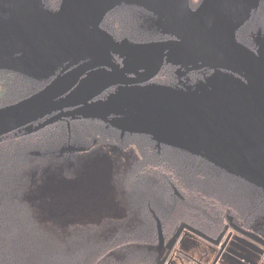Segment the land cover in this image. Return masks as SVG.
Masks as SVG:
<instances>
[{"label": "trees", "instance_id": "16d2710c", "mask_svg": "<svg viewBox=\"0 0 264 264\" xmlns=\"http://www.w3.org/2000/svg\"><path fill=\"white\" fill-rule=\"evenodd\" d=\"M187 2L191 12L203 0ZM261 15L263 26L253 25ZM155 20L143 7L122 2L104 13L97 28L116 43L140 45L168 39ZM235 40L251 51L264 47V0H256L249 8L248 17L235 28ZM52 82L0 69V108ZM57 113L50 111L0 132V264H161L166 256V262L174 256V248L168 253L165 244L182 226L176 243L191 237L187 228L214 239L223 233L224 240L231 234L215 263L227 264L226 258L235 257L234 239H245L228 227V217L240 229L264 240L263 187L193 151L167 143L158 147L155 138L121 134L101 119L83 115L52 118ZM91 139L96 145L111 141L125 153L113 163V177L124 181V186L119 184V206L125 213L110 214L97 223L79 225L70 220L59 224L37 208L36 190L44 186V175L55 166L50 160L57 156L74 159L92 149ZM54 169L61 171L64 166ZM193 238L213 250L212 264L220 247ZM258 247L262 253L257 264H264V248Z\"/></svg>", "mask_w": 264, "mask_h": 264}, {"label": "rangeland", "instance_id": "374dc122", "mask_svg": "<svg viewBox=\"0 0 264 264\" xmlns=\"http://www.w3.org/2000/svg\"><path fill=\"white\" fill-rule=\"evenodd\" d=\"M82 1L84 10L86 2ZM110 1L106 11L122 2L137 5L148 10L154 17L156 16L155 22L162 34L175 32L174 17L164 0ZM215 1L203 0L200 7L193 8L189 18L204 12ZM255 2L256 0H252L251 4L235 18V28L248 17L249 8ZM42 3L43 8L50 13L53 19L62 16L79 17L83 14V10L73 11L61 0H42ZM103 15H99L93 24L97 25ZM255 19L257 20L252 21L253 25L263 26L262 15ZM152 21L154 22V19ZM255 39L258 41L260 38L256 36ZM34 41L32 45H25L18 52L7 53L1 40L0 69H9L34 78L55 81L61 78L65 71L85 58L80 56L78 48L66 49L63 53H50L49 47L40 42V39ZM262 52L264 55V47ZM210 57L216 60L219 55L212 54ZM129 60L130 63L125 64L127 70L130 69L128 66L136 63L134 58ZM221 76L222 73L218 71L212 74L208 79L209 88L217 90L221 85ZM226 76L232 79L230 75ZM98 78V72L88 73L69 94L58 100L66 106L63 117L83 115L91 119H101L107 121L114 130L117 129L121 134L132 136L144 134L155 138L158 147L161 143H167L181 150L193 151L215 166L264 189V134L253 132L252 127H249L244 120L227 121L217 113L216 118H212L210 114H215L216 111L212 109L211 101H213L214 94L210 90L206 92H197L196 89L182 91L184 92L182 97L187 99V102L178 111L168 109L167 103L170 101L172 92L156 86V81L154 84L112 88L109 91L111 94L103 98V101L92 103L88 107L77 108L89 92L93 91L99 81ZM241 80L239 78L240 89L238 90L240 92L254 90L259 107L264 111L262 93L258 88L246 86ZM251 85L256 86L257 84L251 83ZM177 89H179L178 86ZM178 92L177 90L176 93L181 95L182 92ZM204 93L206 94L203 95ZM177 94L174 93V95ZM156 101L159 102V106H156ZM50 111L51 109L47 108L36 116ZM57 116L53 114L52 118ZM17 125L16 122L0 125V132ZM25 129L30 130L31 127ZM89 145L92 149L87 151L88 153L84 150L74 159H60L57 156L56 159L50 160L53 162L52 165H55L54 168L63 165L64 169H68L64 172V169L57 171L53 168L51 172L44 175L46 176L44 186L36 190L40 200L37 208L45 214L52 215L59 224L64 225L72 220L79 225H85L92 222L97 223L113 213H119L118 215L125 213L119 206L121 201L119 184L124 186V181L113 177L115 176L113 163L125 153L112 145L111 141L110 145H96V142L91 139ZM105 149L107 150L104 151ZM241 245L235 246L239 252L234 253L239 260L226 258V263L257 264L261 254L260 248L257 246L259 249L257 250L244 241ZM173 248L174 256L169 260L170 264H197L199 261L209 264L214 257L211 248L193 237L180 240ZM204 253L209 254L205 256Z\"/></svg>", "mask_w": 264, "mask_h": 264}, {"label": "water", "instance_id": "95a60500", "mask_svg": "<svg viewBox=\"0 0 264 264\" xmlns=\"http://www.w3.org/2000/svg\"><path fill=\"white\" fill-rule=\"evenodd\" d=\"M174 17V23L177 34L182 37L180 41L151 42L130 46L129 53L132 55H142L149 59V72L140 77L130 78L124 73L120 66L112 63L110 51L115 47L120 49L114 41L106 34L91 28V21L97 10L107 2L100 0L97 6L89 9L87 15L81 19H51L46 15L38 0H0V7L12 9L13 18L10 23H5L0 27V35L6 30L19 26H30V31L22 33L17 48L21 45L32 44L36 38L52 46L50 53H63L66 49H83L81 56L88 51H93V57L84 59L72 68L64 72L61 78H58L33 95L6 107L0 108V125L16 122L23 124L32 119L38 113L52 108L58 111L62 116L64 106L58 100L69 94L89 72L97 68H108L111 72L102 73L98 86L89 93L84 104L100 96L108 89L115 86H133L144 84L151 81L159 73L164 60V54L167 51L176 52L181 58L178 63L188 61L192 55L215 53L218 46L223 45L226 53L235 57L242 68L246 63L254 61V69H258L264 80V62L249 52L245 47L235 41V18L249 6L252 0H216L214 4L202 13L189 18L190 10L187 0H164ZM12 48L8 52H12ZM228 114V119H232L233 112ZM254 112V107L248 110ZM37 117V116H36ZM35 118V117H34ZM264 128V125H262ZM229 226L245 238L264 248V240L252 232L244 231L238 228L228 217ZM183 226L173 235L165 244V249L170 252L175 245ZM192 235L200 237L213 246H218L222 240L223 233L217 238H210L196 230L187 228ZM160 248L163 247V240L160 236ZM229 236L222 243L219 252L214 258L212 264H215L224 250Z\"/></svg>", "mask_w": 264, "mask_h": 264}, {"label": "flooded vegetation", "instance_id": "af4514ba", "mask_svg": "<svg viewBox=\"0 0 264 264\" xmlns=\"http://www.w3.org/2000/svg\"><path fill=\"white\" fill-rule=\"evenodd\" d=\"M61 1H62V3H66L68 5L67 7H70L73 11H76L77 9L83 10L82 9V6H83L82 0H61ZM99 1L100 0H85L86 7L83 10V14L80 15L79 17H77V16H71V17L62 16V17H58L55 19L71 18V19L81 20L87 15L90 8L97 6ZM110 2H111L110 0H107V2L104 3L97 10V12L94 14L91 21L89 22V26L91 28L93 27L94 29L100 31L97 28L98 24L94 25L93 21L96 20L97 18H99L98 17L99 15H103V13L106 11L105 10L106 7L108 6V4ZM38 4L42 8V11L46 15H48V17L53 19L52 16L50 15V13L48 11H46L45 8H43L44 6L42 3V0H38ZM12 18H13L12 9L10 10V9H5L3 7H0V27H2V25H4L5 23H7V24L10 23ZM91 24H93V26H91ZM30 29L31 28L28 25L19 26V27L13 28V29H8L5 31V33L3 35H0V41L2 40L4 43L3 48H4L5 52L8 53L9 48L13 49L12 52H10V53H15V52L22 50V48L25 47L24 44L21 45L19 48H17V45L19 44V39H20L22 33L29 32ZM159 30H160V28H159ZM166 35L168 36V39L157 40L156 42L180 41V40H182V37L177 34V29H175V32L166 33ZM36 40H39V38H36ZM40 42H42V41H40ZM42 43L44 45L48 46L49 49L52 46V44L49 45V44H46L44 42H42ZM114 43L116 45H120L121 47H120V49L118 47H115L113 50L110 51L112 63L119 65L121 70L124 73H126L128 75V77H130V78L140 77V76H143L144 74H147L149 72V69H150L148 67L149 59L147 57L142 56V55H140V56L132 55L131 53H129L130 46H136V45L128 44L125 42H122V43L114 42ZM32 44H26V45L30 46ZM78 49H79V53L81 56L83 49H80V48H78ZM248 51L257 57L262 58V60L264 62V55H263L261 47L256 51H251V50H248ZM93 54H94L93 51H88L86 53V56L83 55L82 57H85L84 59L92 58ZM212 54H217V55H219V57L216 60H213L210 57ZM130 58H134L136 60V63H133L132 65H130V67L128 66V68H130V69L127 70V69H125L126 68L125 64L130 63V60H129ZM180 58L181 57L176 52L167 51L164 54L163 65H162L159 73L156 75V86L161 87V88H165V89L170 90L172 92V93H170L171 94V98L169 99L170 101L167 103L168 109L178 111L179 109H181V107L184 104H186L187 99L182 97L184 95L183 94L184 92H182V91H186L187 89H189V90L196 89L197 92H202V91L206 92L207 90H210L214 94L213 101H211L212 102L211 103L212 109H214L216 111L215 114L214 113L210 114L212 118H216V113H217L220 115V117H224L227 121H232L234 119L244 120L245 122L248 123L249 127H252L251 130L253 132H256L258 134H264V128L262 127V125H264V111H262L261 108L259 107V103L257 101V98H255L256 95L254 94V90L253 91H250V90L241 91V92L238 90V89H240L239 88V85H240L239 84V78H241L242 79L241 81L246 86L253 87L255 89L258 88L259 91L264 96V80L261 77L258 69L253 68V64L255 63L254 61H249L248 63H246L245 68H242L241 63L235 57H233L229 53H226L223 45L218 46L215 53L192 55L191 58L186 62L182 61L181 63H178V61H180ZM216 71H218V73H222L221 85L219 86V88L217 90H215L214 88H209V83H208V81H209L208 79ZM93 72H98V74H99L98 79L100 80V76L102 75V73H108L111 71L108 68L101 67V68H97V69L93 70ZM226 75H230L232 77V79H230L229 76H226ZM196 76H197V78H195V79L192 78V77H196ZM163 77H166V78L162 79ZM154 79L155 78H153L151 81L144 83V84H149V83L154 84V82H153ZM99 82L100 81H98V83ZM98 83L95 86V88L98 86ZM251 83H254L257 85L253 86V85H251ZM144 84H137V85H133V86H140V85H144ZM177 86L179 87V89H177ZM117 87H120V86H115L112 88H117ZM121 87H131V86H121ZM112 88L108 89L107 91L102 93L100 96L93 99L92 101H89L86 104H84V101L86 100L87 97L84 98L82 100V103H79L77 108L88 107L92 103H97V102L103 101L102 100L103 98L108 97L111 94V92L109 93V91ZM177 90L179 91L178 93L182 92V93H180L181 95L176 93ZM89 93H92V92H89ZM174 93L177 95H174ZM205 94L206 93H204L203 95H205ZM159 105H160L159 102L156 101V106H159ZM251 107H254L253 113L248 112V110ZM50 109H51V111H53L52 108H50ZM64 110H65V108H64ZM228 110H231L230 112L234 113V116L232 119H228L227 115L230 114L228 112ZM59 113L60 112L57 113L58 116H59ZM62 114H64V111L62 112ZM228 227H230L229 224H228ZM187 234H188V236H191V237L194 236L189 232H187ZM239 235L242 236L241 234H239ZM228 236L230 239L231 234H228ZM226 238L223 240V237H222V240H221L220 244L218 245L220 248H221L222 243L226 240ZM229 239H228L227 243L229 242ZM243 241L251 244L254 248L259 250L257 248L258 244L252 242L251 240H249L247 238L242 239V238L237 237L234 239V243H233V246H234L236 252H239V250L235 246H242L241 242H243ZM258 246H260V245H258ZM259 252L262 253L261 250H259ZM166 257L161 262V264H168V263L170 264L169 261L166 262ZM234 259L239 260L238 256H236V255H235Z\"/></svg>", "mask_w": 264, "mask_h": 264}]
</instances>
